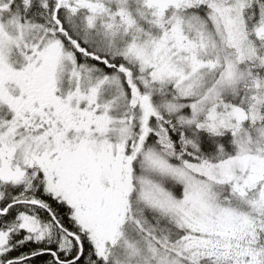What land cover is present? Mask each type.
Segmentation results:
<instances>
[{
    "label": "rangeland",
    "instance_id": "374dc122",
    "mask_svg": "<svg viewBox=\"0 0 264 264\" xmlns=\"http://www.w3.org/2000/svg\"><path fill=\"white\" fill-rule=\"evenodd\" d=\"M20 1L0 0V201L25 209L0 207V264L17 244L58 240L61 251L72 248L70 237L30 209H48L40 185L72 207L110 264H264L261 2ZM50 3L53 20L63 12L91 48L132 51L153 79L203 94L190 105L192 122L223 99L221 125L232 130L236 155L218 166L185 159L177 166L167 141L147 148L157 114L138 92L143 121L131 140L121 80L79 64L60 22V38L33 24L35 5L49 10ZM186 3H203L209 25ZM75 48L89 55L78 42ZM212 73L220 74L208 89Z\"/></svg>",
    "mask_w": 264,
    "mask_h": 264
},
{
    "label": "trees",
    "instance_id": "16d2710c",
    "mask_svg": "<svg viewBox=\"0 0 264 264\" xmlns=\"http://www.w3.org/2000/svg\"><path fill=\"white\" fill-rule=\"evenodd\" d=\"M258 1L261 2V7L264 10V0ZM184 5L187 7L186 10L192 9L193 12L202 14L204 22H206L208 9L203 3H186ZM35 9L37 18L32 20L33 24L41 28L46 26L45 28L50 31V37H62L58 33V27L60 23L64 25V29L68 30V38L71 37L69 40L66 39L67 37L64 38L67 49L77 58L79 64L93 66L97 69L98 74L105 77L119 78L121 80L120 92L124 95L122 101L126 103V107L129 109V116L131 117L130 124L133 128V138L131 140L137 142L139 139L143 121L144 110L139 106V101L136 96V92H138L140 96H148L150 98L154 111L157 114V116L151 118L149 123V134L146 138L147 148L161 147L158 144L167 141L170 145L169 147H171V163L177 166H182V159L218 166L223 161L230 160L236 155L232 130L221 125L227 113L225 111L227 109H224L223 99L220 98V101L208 107L199 119H195L192 122L190 105L199 100L203 94H189L185 91L178 90L179 87H185V85L153 79L150 73L151 70L149 68L142 70L141 61L132 51L113 49L112 52H105L91 48L69 30L63 12L59 11L57 17L53 20L51 3L49 10L42 5H35ZM262 20L263 15H261L260 22ZM263 26L261 25L260 31L263 29ZM159 37L160 34L155 36V38ZM77 42L89 55H85L76 50ZM122 69H126L129 72V80L126 77L125 71H122ZM205 70L208 71L209 69ZM219 74L212 73L213 78L212 80L210 79L211 84L208 85V89L212 87ZM119 116L121 117L123 115L119 114ZM38 188L40 194L44 193L43 198L49 205L47 208L55 215L63 228L79 235L81 238L85 252L83 257L74 264H110L97 254L90 235L83 232L81 227L76 223L72 207L60 200V198L48 193L41 185ZM178 190L176 189L175 192H178ZM13 202L9 198H6L4 201H0V207H3L4 210L11 208V212L25 209L19 207V205L25 203L13 204ZM30 209L37 212L38 218L41 220L49 221L53 224L59 237L67 235L58 227L49 210L44 207ZM143 212L148 217L149 211L145 210ZM67 236L70 237L69 235ZM70 238L73 240V246L70 250L61 251L58 240L52 241L49 244L44 243L40 246L30 242L23 245H15L11 257L12 259L22 258L21 255H25L26 259L21 262H29L28 264L68 263L75 260L80 254L78 242L75 238ZM42 250H47L48 253H41ZM55 254L58 256L59 261L56 260Z\"/></svg>",
    "mask_w": 264,
    "mask_h": 264
},
{
    "label": "water",
    "instance_id": "95a60500",
    "mask_svg": "<svg viewBox=\"0 0 264 264\" xmlns=\"http://www.w3.org/2000/svg\"><path fill=\"white\" fill-rule=\"evenodd\" d=\"M47 210H49V209H47ZM49 211H50V210H49ZM50 213L52 214L53 218L55 219V221H56L58 227H59L62 231H64L67 235H69L70 237L75 238L76 241H77L78 244H79V247H80V254H79V256H78L75 260H73V261H71V262H68V263H64V262H60V263H61V264H74V263L78 262V261L83 257L84 252H85V247H84V245L82 244V241H81L80 237L77 236V235H75L74 233H71L70 231L66 230L65 228H63V226H62V225L58 222V220L56 219L55 215H54L51 211H50ZM55 258H56L57 261H59V258H58V256H57L56 254H55Z\"/></svg>",
    "mask_w": 264,
    "mask_h": 264
},
{
    "label": "flooded vegetation",
    "instance_id": "af4514ba",
    "mask_svg": "<svg viewBox=\"0 0 264 264\" xmlns=\"http://www.w3.org/2000/svg\"><path fill=\"white\" fill-rule=\"evenodd\" d=\"M22 2V0L20 1ZM22 5V4H21ZM20 5V6H21ZM22 7V6H21ZM15 8V5H12L11 9L13 10ZM63 26V25H62ZM1 212V211H0ZM41 253H48L47 250H42ZM26 258H15V259H12V258H9L7 263L6 264H18V263H22L21 261L25 260Z\"/></svg>",
    "mask_w": 264,
    "mask_h": 264
}]
</instances>
